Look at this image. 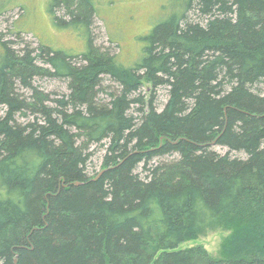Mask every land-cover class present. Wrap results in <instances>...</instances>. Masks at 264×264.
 I'll return each instance as SVG.
<instances>
[{"label":"trees","instance_id":"1","mask_svg":"<svg viewBox=\"0 0 264 264\" xmlns=\"http://www.w3.org/2000/svg\"><path fill=\"white\" fill-rule=\"evenodd\" d=\"M168 1L129 64L93 44L92 0L51 5L84 51L0 31V264H264V0ZM220 223L223 258L181 247Z\"/></svg>","mask_w":264,"mask_h":264},{"label":"rangeland","instance_id":"2","mask_svg":"<svg viewBox=\"0 0 264 264\" xmlns=\"http://www.w3.org/2000/svg\"><path fill=\"white\" fill-rule=\"evenodd\" d=\"M97 15L93 18L91 35L93 44L117 54L125 64L133 62L141 54L142 37L150 32L153 26L169 13L168 0H92ZM52 0H0V31L4 37L17 40L14 31H20L26 42L32 47L37 42L50 46L55 50L68 53L84 51L87 42L84 26L74 21L68 25L55 22L51 10ZM56 15L63 16V10L57 8ZM141 49V50H140ZM107 82H105L106 84ZM40 89L50 93L67 91L64 81L55 78H38L34 83ZM146 86V85H145ZM141 88L145 94L146 87ZM156 106L161 109L167 100V90L160 87L156 90ZM0 108V114H2ZM224 153L226 148L214 146ZM104 149L91 156V172L100 170ZM235 227L230 223H220L207 228L192 239L181 244V247L193 245L203 246L212 258H223V246L233 234Z\"/></svg>","mask_w":264,"mask_h":264},{"label":"water","instance_id":"3","mask_svg":"<svg viewBox=\"0 0 264 264\" xmlns=\"http://www.w3.org/2000/svg\"><path fill=\"white\" fill-rule=\"evenodd\" d=\"M14 262L16 263V258H15Z\"/></svg>","mask_w":264,"mask_h":264}]
</instances>
